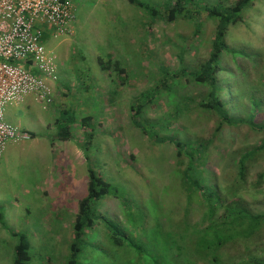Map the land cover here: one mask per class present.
Segmentation results:
<instances>
[{
  "label": "rangeland",
  "instance_id": "obj_1",
  "mask_svg": "<svg viewBox=\"0 0 264 264\" xmlns=\"http://www.w3.org/2000/svg\"><path fill=\"white\" fill-rule=\"evenodd\" d=\"M68 1L75 8L72 33L44 39V48L56 58L55 75L46 80L52 103L46 105L28 95L4 111L5 122L29 139L9 143L0 159V264L13 263L17 243L13 234L27 237L29 264L65 263L78 204L87 195V166L114 187L94 207L122 230L120 245L111 252L96 253L95 264H122L124 255L132 257L137 249L148 252V238L128 233L139 222V212L147 217L149 228L155 221L153 213L170 227L190 214L191 221L201 215L193 207L195 201L189 205L177 196L186 160H178L165 140L206 142L218 120L197 108L208 88L181 78L170 90L164 89L159 68L180 74L184 67L186 74L194 73L208 57L216 25L202 7L232 6L236 0H191L185 5L188 15L184 12L170 22L166 5L175 0H136L151 7L154 17L127 0ZM43 31L49 32L45 27ZM226 40L233 52L220 58L223 72L218 86L227 88L222 99L230 117L245 118L250 105H255L250 97L264 99V0L244 11L243 21L229 28ZM99 60L104 65L117 63L124 73L102 71ZM138 105L146 133L132 122ZM61 111L75 118L68 141L56 139L55 120ZM87 116L93 124L90 145L80 125ZM261 118L264 121V114ZM219 137L208 147V159L200 171L206 179L212 174V182L221 190L235 180L233 162L259 146L262 135L242 125L224 127ZM222 153L223 160L218 157ZM247 169L242 202L252 211H261L264 181L261 188L253 185L264 173V158ZM85 234L102 241L93 230ZM259 247H264V234L246 246L229 247L223 257L236 261Z\"/></svg>",
  "mask_w": 264,
  "mask_h": 264
},
{
  "label": "trees",
  "instance_id": "obj_2",
  "mask_svg": "<svg viewBox=\"0 0 264 264\" xmlns=\"http://www.w3.org/2000/svg\"><path fill=\"white\" fill-rule=\"evenodd\" d=\"M131 5H136L141 9L148 10L154 17L156 12L136 0H127ZM191 0H175L174 3L166 5L168 21H173L185 12V5ZM258 0H236L232 6H203L202 10L206 16L215 22V31L210 43V52L207 59L201 63L194 73L186 74L184 67H181L180 74L172 73L168 67H160L162 74L161 85L164 89L170 90L171 85L178 84L179 80L188 79L189 82L208 88V92L197 104L199 111L211 116H215L218 125L211 138L206 141H180L175 138H166V144L175 149V156L179 160L184 158L185 168L180 171L177 196L184 197L187 204L196 207L201 215L198 219L191 221V214L183 217L182 222L172 227L167 226L155 218L152 228L146 222L147 217L139 212V222L133 223L130 232L140 235L141 238H148L149 247L145 250L137 249L131 257L124 255L125 262L122 264H264V247L256 248L253 252L238 256L236 261L224 258L223 253L229 247L254 243L260 240L264 234V209L252 211L242 202L240 191L245 189L246 175L248 166L255 161L264 158V121L261 116L264 114V99L251 96L255 105L251 104L250 111L245 118L232 119L228 114L227 103L222 99L227 88L218 86V75L223 72L220 66V58L223 54L232 53L233 50L227 44V33L229 28L239 25L243 21V13L254 2ZM187 13L185 12L184 15ZM188 15V14H187ZM242 51V50H241ZM242 53V52H241ZM238 57H247L244 53ZM248 58V57H247ZM100 61V60H99ZM102 71H109L123 74L117 63L105 65L100 61ZM240 75L244 74L243 68L237 66ZM178 79V80H176ZM187 81V80H186ZM151 99L149 98L148 101ZM133 109V107L131 108ZM141 105L136 106L132 115V122L135 127L146 133L142 121L139 119ZM263 114H260L262 113ZM260 114V115H259ZM75 118L71 112L61 111L55 120L58 131L56 139L68 141L71 138V130L74 126ZM80 125L85 133L87 144H91L93 137L92 118L87 116L80 120ZM247 126L254 133L262 135L259 146L244 151L233 162L235 166V180L231 181L221 190L212 182V174L208 179L200 171L204 160L207 161V150L218 138L224 127L235 128ZM150 134V133H149ZM152 135V134H150ZM223 160L224 154L218 155ZM180 164V163H179ZM87 195L78 204V212L72 227L73 238L68 247V254L64 264H95L94 255L111 252L114 246L121 243L120 233L122 230L115 221H110L107 216L99 214L94 204L102 201L103 198L110 196L113 190L112 184L106 182L90 166H87ZM264 173L256 178L254 189L262 187ZM192 200V201H191ZM153 218V219H154ZM146 222V224H145ZM142 225L138 226L139 224ZM100 226V231L98 228ZM148 229H145V227ZM138 227H141L140 231ZM87 230H93L94 236L101 237L102 241L97 242L85 234ZM17 243L14 248V258L12 264H29V242L23 234H13ZM95 241L94 245L91 242ZM134 247V246H132ZM258 251V252H257ZM131 261V263H130ZM113 264V263H106Z\"/></svg>",
  "mask_w": 264,
  "mask_h": 264
},
{
  "label": "built area",
  "instance_id": "obj_3",
  "mask_svg": "<svg viewBox=\"0 0 264 264\" xmlns=\"http://www.w3.org/2000/svg\"><path fill=\"white\" fill-rule=\"evenodd\" d=\"M75 21L68 0H0V159L9 143L29 139L5 122L6 106L28 95L52 103L46 80L55 75L56 58L44 48V39L71 34Z\"/></svg>",
  "mask_w": 264,
  "mask_h": 264
}]
</instances>
